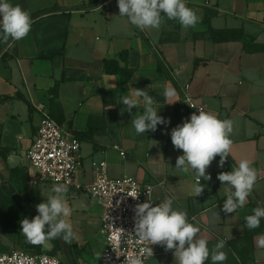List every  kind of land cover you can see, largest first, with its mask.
Listing matches in <instances>:
<instances>
[{
    "label": "crops",
    "instance_id": "1",
    "mask_svg": "<svg viewBox=\"0 0 264 264\" xmlns=\"http://www.w3.org/2000/svg\"><path fill=\"white\" fill-rule=\"evenodd\" d=\"M12 3L30 14L57 10L33 21L29 34L12 40L0 56V178L25 184L35 207L46 199L54 183L38 180L27 151L41 119L36 105L48 104L52 117L79 138L84 161L77 185L69 186L68 193L75 238L65 244L73 263L98 264L106 246L102 209L86 190L95 179L93 162L106 161L110 177L129 176L142 186H155L158 201L174 198V206L186 210L189 222L200 227L198 235L208 239L210 250L223 239L228 257L223 264H264V247L258 244L264 219L256 229L247 228L245 221L264 206V52L251 48L264 45V0H186L200 18L195 27L163 17L158 29L145 30L119 16L117 0L94 8L90 0ZM210 28L242 29L249 44L216 43ZM108 60L129 71L131 81L124 83L120 73L106 71ZM187 83L207 112L234 125L230 156L222 168L219 155L211 162L206 169L211 179H201L205 187L197 197L192 191L195 175L174 169L183 150L171 140L172 128L193 113L182 100ZM166 86L177 91L171 101L163 96ZM136 88L154 97L158 114L170 119L169 124L155 132H135L131 120L143 111L142 105L121 113L125 106L120 96ZM90 118L98 120L88 136ZM244 158L257 169V181L245 205L225 213L226 186L218 174L231 171ZM247 230L254 235L251 239H244ZM18 239L27 241L16 228L0 234V251L11 249L5 240ZM42 246L50 252L52 243ZM169 251L160 249L149 264H178ZM205 264H213L210 257Z\"/></svg>",
    "mask_w": 264,
    "mask_h": 264
},
{
    "label": "clouds",
    "instance_id": "2",
    "mask_svg": "<svg viewBox=\"0 0 264 264\" xmlns=\"http://www.w3.org/2000/svg\"><path fill=\"white\" fill-rule=\"evenodd\" d=\"M117 4L119 16L126 17L141 30L158 29L163 17L177 20L184 28L195 27L200 19L187 6L186 0H117ZM31 28L32 19L27 10L12 3V0H0V43H6L10 39L22 40ZM163 96L171 101L177 96V91L174 87L166 86ZM120 102L125 106L121 113H131L134 106L141 108L142 105L143 111H137L131 120L137 134H145L149 130L155 132L159 125L170 123V119L158 114L155 107L157 101L145 89L136 88L130 93L128 91L120 96ZM233 126L231 119H220L210 112L200 110L172 128V143L176 149L183 150L174 169L195 175L192 191L196 197L204 191L205 185L201 183V179H211L210 174L206 173L211 162L219 155V166L222 168L230 156ZM257 176V169L247 158L240 159L231 171L218 174V180L226 186V200L223 204L225 213H235L245 205ZM148 192H151V188L147 189ZM68 193L67 183H54L46 199L36 205L38 214L20 221L21 232L28 243L45 245L47 241L61 237L65 242L74 240L75 231L70 220L73 208L69 204ZM262 219L264 206L256 207L252 214L245 217L247 228L260 227ZM134 220L135 236L146 246L141 249L140 254L130 255L125 264H145L147 257L153 255L150 247L153 244L164 246L166 251L175 249L174 257L178 264H205L209 257L213 264H223L228 258L227 253L222 250L225 241L218 240L210 250L208 239L198 235L200 227L189 222L186 210L174 206L172 197H166L155 206L149 199L137 204ZM258 244L264 247V237L260 238Z\"/></svg>",
    "mask_w": 264,
    "mask_h": 264
},
{
    "label": "built area",
    "instance_id": "3",
    "mask_svg": "<svg viewBox=\"0 0 264 264\" xmlns=\"http://www.w3.org/2000/svg\"><path fill=\"white\" fill-rule=\"evenodd\" d=\"M183 102L193 111L207 112L204 104L191 94L189 83L183 86ZM41 114L37 135L27 151L32 168L37 171L40 182L67 183L77 185L76 177L84 168L81 154V142L71 131L60 125L51 115L46 103L36 105ZM125 157V152H120ZM95 179L86 187L87 192L101 207L103 226L101 233L106 246L98 264H125L133 254H140L146 245L135 236V206L148 199L153 206L158 204L155 198V186H142L136 179L123 176L112 178L106 161H94ZM59 177V180H57ZM151 192L147 193V189ZM153 255L147 257L145 264L165 248L160 244L150 245ZM175 249L169 251L174 254ZM0 264H68L61 257L49 251L31 252L23 249L0 251Z\"/></svg>",
    "mask_w": 264,
    "mask_h": 264
},
{
    "label": "trees",
    "instance_id": "4",
    "mask_svg": "<svg viewBox=\"0 0 264 264\" xmlns=\"http://www.w3.org/2000/svg\"><path fill=\"white\" fill-rule=\"evenodd\" d=\"M107 0H90L89 7L94 8L98 7ZM57 8H48L41 11H38L36 13L30 14L32 22L37 21L44 15L56 11ZM210 37L211 39L216 43H224V42H230V41H242L245 45L249 44L247 41L246 36L244 35V32L242 29H233V30H216L213 28H210ZM12 40L10 39L6 43H0V52L9 44ZM252 49H255L257 52H264V45H255L251 47ZM250 48V49H251ZM63 50L61 51V53ZM112 66V69H110ZM105 68L108 72H114V73H120L124 77V83H129L131 81V73L127 70L121 69L118 65V62L115 60H108L105 61ZM57 90L55 89L53 91V97H56ZM98 118H90L89 120V130L85 133L88 136H91L93 132V124L96 122ZM1 151V147H0ZM1 180V178H0ZM9 190V189H8ZM10 192V200L4 198L0 191V234H5L9 229L16 228L21 230V224L16 226L6 220V216H14L15 220H21V218H25L26 215H30L31 218L34 217L36 214L33 212V208L36 209L34 205H31L30 202L23 203L20 199V196L13 193L12 190H9ZM7 207H10V210L8 212ZM21 215V216H20ZM253 233L247 230L244 239H251L253 237ZM60 239V238H59ZM27 247L31 249H35L38 252H41L42 245H32L26 241Z\"/></svg>",
    "mask_w": 264,
    "mask_h": 264
},
{
    "label": "rangeland",
    "instance_id": "5",
    "mask_svg": "<svg viewBox=\"0 0 264 264\" xmlns=\"http://www.w3.org/2000/svg\"><path fill=\"white\" fill-rule=\"evenodd\" d=\"M8 189L12 190L13 193H15L16 195L20 196V199L22 200L23 203L30 202V199L25 194L26 185L23 184L22 182H18L17 178L12 180L11 182H6V183L4 181H2V179L0 180V191H1L2 195L4 196V198L10 200V197H9L10 192ZM7 210L9 212L10 207H7ZM26 217L31 218L30 215H26ZM15 219L16 218L14 216H6V220H8L9 222H11L12 224H14L16 226L20 225V221L23 219V217L21 218L20 221L19 220L17 221ZM5 242H6V245H9V248H11L10 250H12V249H23L26 251H37L35 249L28 248L26 242H23L20 239L13 240V241L5 240ZM50 242L52 243V247L50 249V252L55 256L61 257L64 261H67V257L65 256V254L63 252V245L65 244V241L63 243L59 238H56L54 240H51ZM0 244L1 245L4 244L2 240L0 241ZM7 251H9V250H7ZM41 251H43V246H42Z\"/></svg>",
    "mask_w": 264,
    "mask_h": 264
},
{
    "label": "water",
    "instance_id": "6",
    "mask_svg": "<svg viewBox=\"0 0 264 264\" xmlns=\"http://www.w3.org/2000/svg\"><path fill=\"white\" fill-rule=\"evenodd\" d=\"M10 43L7 44V46L0 52V56L3 54V52L5 51V49L10 45ZM32 210H33L34 214H36V215L38 214L36 209L33 208ZM60 240L64 243V240L62 239V237L60 238ZM63 252H64L65 256L67 257L68 263L69 264H74L73 261H72V259H71V257H70V255H69V253H68V249H67L66 244L63 245Z\"/></svg>",
    "mask_w": 264,
    "mask_h": 264
}]
</instances>
